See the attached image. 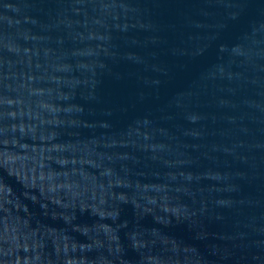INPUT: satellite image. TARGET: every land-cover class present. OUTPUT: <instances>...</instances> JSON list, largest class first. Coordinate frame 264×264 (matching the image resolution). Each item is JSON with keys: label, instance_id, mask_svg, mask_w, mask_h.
I'll use <instances>...</instances> for the list:
<instances>
[{"label": "water", "instance_id": "1", "mask_svg": "<svg viewBox=\"0 0 264 264\" xmlns=\"http://www.w3.org/2000/svg\"><path fill=\"white\" fill-rule=\"evenodd\" d=\"M0 264H264V0H0Z\"/></svg>", "mask_w": 264, "mask_h": 264}]
</instances>
